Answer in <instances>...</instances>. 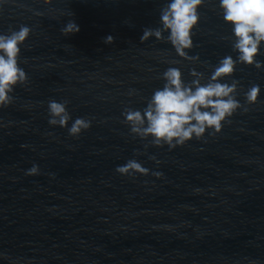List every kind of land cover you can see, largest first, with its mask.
Segmentation results:
<instances>
[{
  "label": "water",
  "instance_id": "95a60500",
  "mask_svg": "<svg viewBox=\"0 0 264 264\" xmlns=\"http://www.w3.org/2000/svg\"><path fill=\"white\" fill-rule=\"evenodd\" d=\"M170 2L0 0V34L32 30L20 45L28 82L0 107V264H264V68L237 63L220 81H239L236 99L248 110L215 135L170 149L123 123L169 67L185 83L192 69L203 72L206 83L223 57L238 56L219 0L198 8L186 50L198 61L166 39L141 42ZM70 20L79 31L65 35ZM256 60L264 62V42ZM253 84L261 91L247 104ZM50 100L68 101L66 127L49 124ZM76 118L91 127L73 137ZM130 159L148 174L118 173ZM33 165L38 174H26Z\"/></svg>",
  "mask_w": 264,
  "mask_h": 264
},
{
  "label": "clouds",
  "instance_id": "9594fccd",
  "mask_svg": "<svg viewBox=\"0 0 264 264\" xmlns=\"http://www.w3.org/2000/svg\"><path fill=\"white\" fill-rule=\"evenodd\" d=\"M44 2L50 3L51 0ZM204 3L205 0H171L161 9L162 26L145 28L140 37L141 42L153 36L157 40L166 39L180 57L198 61V55L190 56L186 50L194 47L193 28L200 19L198 8ZM219 7L222 9L225 22L233 25L232 47L238 52L237 58L233 59L231 55L223 57L214 67L206 83H202L205 79L203 72L192 69L190 74L194 79L185 83L181 70L169 67L162 74L165 80L163 87L154 91L143 110L125 108L122 113L125 117L123 123L130 126L131 133L144 139L151 136L152 145L167 144L172 149L184 145L193 138L202 139L208 129L213 130L210 135L219 133L223 122L231 123L228 118L244 107L236 99L239 81L233 80L231 84L220 81L235 72L237 63L254 65L257 69L264 68V62L256 60L264 42V0H219ZM31 31L30 27L21 25L19 30L10 29L9 34H0V107H6L13 102L14 97L10 94L15 86L28 82L25 70L19 66L20 45ZM61 31L65 35L74 34L79 31V26L74 20H70ZM164 32L169 33L167 37L163 35ZM113 42L112 35L104 39L106 44ZM260 91V86L253 84L244 93L247 104L256 103ZM131 94L133 92L129 93ZM67 104V100L48 102L50 125L61 127L68 125L71 115L67 110ZM247 110V107H244V111ZM90 127V119L76 118L68 132L69 135L78 137L82 131ZM150 159L156 160V157L152 156ZM116 171L126 175L136 172L146 175L149 169L143 167L137 160L130 159L126 164L117 166ZM38 172V166L33 165L26 174L35 175ZM154 174L158 177L162 175L159 172Z\"/></svg>",
  "mask_w": 264,
  "mask_h": 264
}]
</instances>
